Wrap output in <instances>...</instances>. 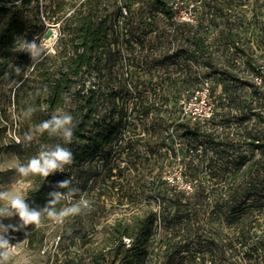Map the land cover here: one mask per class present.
I'll list each match as a JSON object with an SVG mask.
<instances>
[{
  "label": "built area",
  "instance_id": "obj_1",
  "mask_svg": "<svg viewBox=\"0 0 264 264\" xmlns=\"http://www.w3.org/2000/svg\"><path fill=\"white\" fill-rule=\"evenodd\" d=\"M249 1L80 0L62 18L89 14L91 22L101 29V39L89 43L88 50L81 42L75 43L79 53L86 51L88 59L75 78L82 79L77 90L93 94L97 101L85 114V136L95 134V124L112 127L113 140L95 160L104 164L105 153L111 154V179L127 181L137 199L152 200L148 209L154 224L179 222L204 227L196 213L203 204L167 202L164 198L179 191L191 195L201 187L208 189L202 184L205 177L214 178L218 171L202 167L199 159L214 153L208 143L229 140L232 123L222 109L236 103L234 86L250 81L263 91L260 67L250 69L245 57L235 53V46L246 45L240 38L234 43L232 32L246 24L243 16ZM41 19L45 21L43 13ZM55 38L54 43L59 39L58 31ZM51 51L55 53L54 48ZM250 70L259 72L260 82L248 76ZM102 169L98 167V172ZM218 212L216 209L207 219L212 230L219 223ZM164 213L179 214V219ZM217 237H205L207 242L196 253L197 264H230L235 260L249 264L256 256L250 250L239 257L235 249L226 246L231 243L224 237L217 241ZM185 238L193 239L189 234ZM123 240L129 248L132 240ZM211 242L224 245L223 252ZM179 251L173 254L182 253ZM150 253L147 251L142 264H148ZM248 254L252 258L247 259Z\"/></svg>",
  "mask_w": 264,
  "mask_h": 264
},
{
  "label": "trees",
  "instance_id": "obj_2",
  "mask_svg": "<svg viewBox=\"0 0 264 264\" xmlns=\"http://www.w3.org/2000/svg\"><path fill=\"white\" fill-rule=\"evenodd\" d=\"M40 7V0H20L16 3L11 0H0V124L5 123V127L13 128V132L18 136L19 141H24L23 131L33 133L35 135L33 141L36 143L32 141L28 144V149L33 156L38 155L41 145L54 147L59 144L69 148L74 156L72 166L82 170L85 167L84 164L87 163L86 177H89V172L93 168L91 164L95 161L97 154L102 149L107 148L113 140L114 131L112 127L106 128L95 124L93 127L95 134L89 137L85 136L87 130V122H84L87 119L85 114L93 109L97 101L93 94L86 95L82 94L80 89L77 91L73 90L77 84L81 83V77L79 81L75 78L80 75L82 67L88 61L86 51L82 54L79 53V46L75 43L81 42V46L88 50L91 48L89 43L95 44L101 39V29L91 22L89 14H81L80 12L76 16L66 17L63 20V35L56 42L55 53H42L43 58L36 63L33 61L31 70L27 72L26 67L29 63L30 55L20 50L21 39L25 38L27 41H33L34 37L44 28V24L41 21ZM64 13L66 14V12ZM235 49V53L245 57L247 66L250 69L257 67L252 63L253 55L249 50L237 46H235ZM26 72L28 73L27 78H25ZM261 78L264 87V75H261ZM239 82L241 85L250 87L252 89L251 94L256 99V108H259V110L256 111L255 108L251 107L252 102H254L251 101L247 111L249 115L255 116L256 121L261 124L258 136L251 130L244 129L243 138L240 141L229 139L221 143H208L210 147H213L214 153L212 155L204 154L199 159L201 166L208 169H216V167L220 169L223 168L222 166L241 168L246 165L247 161L253 159L255 150L260 153L263 158L260 168L261 177H259L258 172L254 174L251 171L252 163L249 164V168L243 173L238 175V173L233 172L229 175L230 182L239 181L240 183V185L236 186L234 184L231 185V183L230 185L228 184V190L225 192L224 198L233 206V212L239 202L251 199L260 202L258 206L264 208V203H261V200H264V88L263 91H260L250 81ZM11 84L13 85L10 86ZM69 100L74 104L70 114L73 117V123L76 125L71 144H64V141H61L59 136H50L47 132L42 135L39 134L36 131V126L42 121L50 119L56 111L66 108ZM233 100H237V97L233 98ZM11 107L14 108V112L17 115V119L13 122L10 121L8 114ZM29 108H33L35 111L27 115ZM241 123H244V121ZM5 127L3 128L5 129ZM13 144L15 145L16 143L13 141ZM16 147L18 151L23 150V147L19 144ZM88 150H90L91 159L86 162L84 154ZM247 151H249L248 155ZM110 156V153H105L106 166L110 165ZM112 166L114 164H111L107 171L109 178L114 176ZM96 170L98 172V169ZM55 175L56 182L64 180L60 174ZM34 178L36 180L43 179L39 175ZM221 194L217 190L216 194H214L213 191L201 187L191 195H186L185 192L179 191L173 196L175 197L174 201L186 200L189 203L193 202L191 205L204 204L207 200L213 199L216 201V207H218L217 201L222 199ZM48 199L49 197L45 193H39L35 198L36 202L39 201L42 207L45 206ZM89 201V209L85 210L82 215L66 219L62 225L55 227L53 233L59 237L76 238L77 231L83 230L82 227L76 229V224L81 219L91 217L90 220L92 222L97 221L98 223L100 218L106 214L112 215L114 209L120 205L114 207L110 204L107 210L98 197L92 196ZM65 204L66 202L62 201L58 205V209L62 205L65 206ZM144 214V217L139 213H134L129 217L113 219L111 223L106 222L102 225L99 230H97L95 224H91V231L95 235L84 239L83 246L85 250L81 253L76 264L82 262L85 254L88 255L92 264H103V252L107 248L111 251L110 254H112L113 261L119 259L120 262H123H121L122 264H137V261H140L141 258L144 261L147 255L145 245L148 240V231L146 230L152 227L154 219L150 209ZM217 214L220 213L218 212ZM217 214L216 219L220 217ZM69 220H72V223L69 224ZM104 221H107V219ZM173 224L167 223V230L174 234L173 238L178 237L179 232H185L186 235L183 236V240L188 234L193 233L195 228L199 229V227H194V223H181L179 226ZM171 225L173 226L171 227ZM196 231L198 230L196 229ZM123 238L132 240L129 248H125ZM211 246L223 252L224 245L217 246L211 242ZM226 246L233 250L232 244ZM251 251L255 254V247H251ZM250 258H252V254L247 255V259ZM63 264H70V262ZM230 264L240 263L235 260L230 261Z\"/></svg>",
  "mask_w": 264,
  "mask_h": 264
},
{
  "label": "rangeland",
  "instance_id": "obj_3",
  "mask_svg": "<svg viewBox=\"0 0 264 264\" xmlns=\"http://www.w3.org/2000/svg\"><path fill=\"white\" fill-rule=\"evenodd\" d=\"M11 1L16 3L20 0ZM79 1L80 0H40V14L43 13L45 17V21L41 19L44 28L36 37H34V40H36L41 46L43 54H47L48 52L52 53L51 48L56 50V43H54V40L56 39L55 35L57 31L58 38L63 35L62 29L64 21L62 18L64 17V12H67L68 8ZM58 23H60V29L57 30ZM243 23L246 24L243 25L241 29L237 27L236 29H233L232 33H234V41L240 38L241 40L239 41H241V43L242 41L246 42L244 48L252 53V63L257 67H260L259 72L264 75V0L249 1V10L243 16ZM23 39L26 40L25 38ZM32 63L33 59L30 56L29 63L26 67L27 72L31 70ZM27 72L25 78L28 77ZM259 72L250 70L248 76L258 83L260 82L258 75ZM12 85L13 84L10 86ZM73 90L77 91V87ZM251 91L252 90L246 86L236 84L233 90V93L238 97L236 103L228 109H222L232 123L228 139L240 141L243 138L244 129L251 130L256 136H258L261 124L256 121L255 116L249 115L247 111V107L251 101H254L252 102L251 107L255 108L256 111L259 110V108H256V99L252 96ZM73 107V102L69 100V104L66 108L60 109L54 114L58 112H66L70 114ZM8 114L10 116V121L13 122L17 119L13 107L9 109ZM241 120L244 121L243 124L241 123ZM3 127H5V123L0 124V190H10L13 194H22L31 207L43 208L39 201L36 202L35 198L39 193H45L49 197L48 194L54 190V186L57 184V180L55 179L56 175H50L47 179H44L43 177L42 180H36L34 178L36 175H29L26 177L20 176L16 172L17 164H26L35 156L30 153L28 144L22 140L19 143L17 142L19 138L13 132V128L6 126L4 129ZM23 132L24 137L26 132ZM13 141L16 143L15 145L13 144ZM61 141H63L62 138ZM33 142L36 143L35 141ZM17 144L23 147V150L21 149L18 151V148L16 147ZM248 153L249 151H247V155ZM84 155L86 162L90 161V150ZM99 160L100 159L95 160L93 164H91L93 168H91L92 170L89 172V177H86L87 163L84 164L85 167L82 170L73 167L71 164L66 166L63 172H57L55 174H60L64 180L72 178L73 185L78 187L81 192L86 193L88 200L92 196L98 197L107 210L109 209L110 204L114 207L120 204L119 207L114 209L112 215L106 214L100 218L98 223L97 221L92 222L90 220L91 217L81 219V221L76 224V229L82 227L83 230L77 231L76 238H66V236L59 237L55 235L53 230L60 224L53 223L46 216L43 218L42 224L39 227L29 225L27 227H22L19 231L11 232V243L13 245L16 244L15 256L13 257L11 264H23L25 258L30 259L31 264H63L65 262L76 264L81 253L85 250V247L83 246L85 242L84 239L95 235V233L91 231V224H95L97 230H99L102 225L106 222L111 223L113 219L129 217L134 213H139L143 217L145 216L144 213L148 210L149 205H153L152 200L144 201L137 199L134 193L130 191V186L127 181L109 178L107 176L109 166H106V163H100ZM223 161L225 160L223 159ZM262 161L263 158L260 156V153L255 150L253 159L247 161L245 166L241 168L222 166L223 168L220 169L216 167L218 175L214 178L205 177L202 184L207 186L208 190L213 191L214 194H216V190L218 193H222V199L217 201L218 207H216L215 200L209 199L201 207L197 208V216L203 220L202 224L204 227L199 229L195 228V231L189 234L193 239L185 238L184 242L182 236L185 235V232H179L178 235L180 236L173 238L172 232L166 230L164 224L153 223L152 227L146 230L148 231V240L146 241L145 246L146 250L151 252L148 264H174L180 262L182 264H197L199 263L197 260L199 255L196 253L203 249L205 245L204 242H207L205 237H208L209 234H216L218 236L217 241H220L219 239L224 237L226 242L228 241L232 244L233 249H235L234 251L236 254H239V257H242L246 252H250L251 247H255L256 256L249 264H264V208L258 206V203L260 202L251 199L245 202H239L236 210L233 212V206L226 198H224L225 192L228 190L230 183L235 186L240 185L239 181L230 182L229 175L231 173L236 172L239 175L248 169L249 164L252 163L251 171L254 174L258 172L259 177H261L260 168L262 166ZM98 167H102L103 169L97 172L96 169H98ZM78 198L79 197H76V199ZM174 199L175 197L171 194L166 196L164 201L168 202L173 201ZM261 203H264V200H261ZM145 204L148 206H145ZM63 206L64 205L61 207ZM216 209L220 211L221 217L219 223L214 225L215 230H212V225L207 219L213 216V212ZM160 214L162 215V213ZM163 215L169 218L172 217L175 221L179 219V214L176 213H164ZM105 219H107V221H104ZM3 223L6 225H19L20 221L18 217H13L11 219H5ZM68 223H72V220H69ZM175 223L176 224L173 225H180L179 222ZM173 225H171V227ZM196 229L198 231H196ZM194 234L200 236L194 237ZM202 236L203 238H201ZM239 242H241V244H239ZM126 243L128 242H124L123 240V244L127 245ZM131 243L132 241L130 244ZM176 250H180L179 253H182L175 256L173 253H175ZM110 252L109 248L104 250L103 264L123 263L122 261L121 263L119 259L113 261ZM171 252L173 256L170 254ZM142 263H144L142 258L140 261H137V264ZM80 264H92V261L89 259L88 255L85 254L84 259Z\"/></svg>",
  "mask_w": 264,
  "mask_h": 264
},
{
  "label": "clouds",
  "instance_id": "obj_4",
  "mask_svg": "<svg viewBox=\"0 0 264 264\" xmlns=\"http://www.w3.org/2000/svg\"><path fill=\"white\" fill-rule=\"evenodd\" d=\"M21 41V51L28 53L34 63L43 58L41 46L36 40L21 39ZM34 111L35 109L29 108L26 114L30 115ZM75 127L73 117L70 114L58 112L53 114L50 119L37 125L36 131L41 135L47 132L50 136H59L64 144H71ZM34 139L33 133H25L24 142L26 144H30ZM73 161L74 156L69 148L59 144L54 147L41 145V150L37 156L31 158L26 164H17L16 172L22 177L39 175L47 178L57 172H63L64 168L71 165ZM48 195L49 199L45 206L38 208L31 207L22 194H13L10 190H0V264H11L15 256L16 244L11 243V232L19 231L22 227L29 225L39 227L45 216L53 223L62 225L66 219L82 215L90 207L87 194L73 185L72 178L57 182L54 190ZM76 197L79 198L76 199ZM62 201L66 202V206L58 209L57 205ZM13 217L19 218V225L3 223L5 219ZM23 264H31L30 259L25 258Z\"/></svg>",
  "mask_w": 264,
  "mask_h": 264
}]
</instances>
